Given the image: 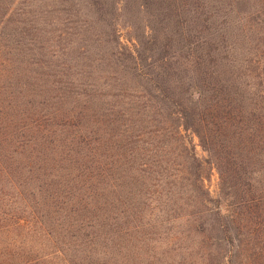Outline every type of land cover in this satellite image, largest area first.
Wrapping results in <instances>:
<instances>
[{
	"label": "trees",
	"instance_id": "trees-1",
	"mask_svg": "<svg viewBox=\"0 0 264 264\" xmlns=\"http://www.w3.org/2000/svg\"><path fill=\"white\" fill-rule=\"evenodd\" d=\"M157 1L161 11L166 9L164 0ZM121 2L87 0L97 16L94 22L110 31L101 35L102 42L117 51L110 80L102 81L100 86L82 81V69L77 71L69 66L52 75L45 71L41 74L44 79L62 75L69 80L71 92L64 91L51 99H56L59 109L62 108L60 115L58 108L55 112L51 110L53 101H50L52 105L43 104L45 113H32L30 126L36 128L40 141L37 137L31 139L33 141L29 139L19 143L18 148L23 149L12 152L20 156L21 152L29 151L33 163L37 142L40 149L49 150L53 155L42 159L37 173L31 166L26 176L8 172L11 163L0 155V179L6 180L14 191L0 197V208L12 206L16 199L22 205L17 216L0 213L4 216L0 218L10 220L9 225L5 224L9 228L21 226L28 233L42 236L49 245L58 237L64 242V237L68 236L80 250L95 256L114 248L119 250L122 244H130L138 233L152 231L150 233L156 234L159 240L164 237L166 243L180 236H190L196 232L195 224L203 214L202 208L211 201L203 185L204 164L191 148L189 151L181 133L191 131L207 153L205 161L215 164L218 172L224 197L221 196L215 211L224 240L228 243L230 238L233 242L230 220L245 207L243 218L254 226L248 231L245 245L239 243L236 247L239 250L247 247L251 258L260 257L264 253V238H260L264 228L253 227L264 223V219L254 221L264 218V190L254 181L258 174L262 175L263 168L252 169L251 165L258 162L255 150L264 141V114L247 116L229 96V86L213 61L219 49L215 42L202 38L201 52L191 51L184 35L170 30L174 18L169 17V13L156 15L149 8L150 0L138 3V7L149 14L141 36L134 38L132 48L123 46L118 37ZM23 5L27 7L28 2ZM170 6L168 9L173 11L176 5ZM23 9V16L0 15V52L3 50L5 60L14 55L11 50L17 45L27 43L31 51L38 48L32 46L33 36L38 34L35 22L43 13ZM50 22L45 25L50 26ZM71 23L77 33L82 29L88 31L93 25L77 17ZM11 24L13 32L7 31ZM84 36L81 35L79 42L86 53L89 47ZM155 54L159 56L154 58ZM192 55L195 59L190 61ZM1 58L2 54L0 62ZM38 63L49 66L42 61ZM259 67H250V72L256 73L254 79L263 87ZM70 72L75 75L70 76ZM30 77H21L26 80L23 86H27ZM129 79L134 80L130 86ZM54 84L56 81L51 82L52 86ZM55 88L64 90L63 86ZM67 96L75 101L64 107ZM81 104L82 109H78ZM58 117L67 119L70 129L56 137L47 125L52 128V122ZM246 119L252 122L249 127L243 123ZM107 127L111 130L109 133ZM116 136L120 137L121 144L115 145L112 141ZM4 143L7 140L0 138V151ZM177 143L183 149L178 157L174 152ZM180 158L184 162L179 163ZM241 192L243 196L239 199ZM51 249L54 250L41 255L30 251L20 264H54L53 260L59 259L62 251L54 245ZM230 261L228 259L227 263Z\"/></svg>",
	"mask_w": 264,
	"mask_h": 264
},
{
	"label": "rangeland",
	"instance_id": "rangeland-1",
	"mask_svg": "<svg viewBox=\"0 0 264 264\" xmlns=\"http://www.w3.org/2000/svg\"><path fill=\"white\" fill-rule=\"evenodd\" d=\"M120 1L122 2L121 14L118 18L121 23L118 26L119 41L123 46L132 48L133 43H135L134 38L141 36L145 21L149 20V14L138 7L139 0H136L137 4L135 0ZM164 1L166 3L163 2V7L167 10L161 11L157 0H150L152 4L149 8L156 15L158 13L159 17H161V13H169L168 16L174 18L170 30L182 33L185 40L190 42L191 51L201 52L200 41L202 38L214 41L215 46L219 49L217 56L213 57V61H215L221 77L229 86V96L235 99L238 103V109L246 113L247 116L250 114L257 116L262 114L263 116L264 84L261 87L255 81L254 75L256 73H251L250 67L260 66L258 72L264 78L262 71L264 67V0ZM24 2H28L27 7H24ZM168 6L171 8L175 6V8L172 11L168 9ZM23 8L28 11L36 10V12L43 13L42 16H39L41 19L35 22L38 34L33 36L35 41L33 40L34 43H32V46L35 45L40 49L33 48L31 51L30 48L32 47L27 43L17 45L11 50V54L14 55H11L9 60H5L6 56L3 54V50L0 52L2 54L0 62V138L7 140V143H4L5 147L0 151V155L8 158L9 163H11L7 171L17 176L28 175L29 166L34 169V173H37L40 170L37 168L42 166V159L53 155L49 150L43 151L38 146L40 134L36 132V128L30 126L34 117L32 113H36V111L39 114L45 113L43 112L45 111L43 104L52 105L50 101H53L55 108L52 106L51 110L55 112L58 108L60 115L62 108L59 109L60 105L56 103V99H51L60 93H64V91L71 92L69 80L62 75L58 74L59 76L55 78L50 76V78L44 79L45 76H41V74L45 71L52 75V73L65 71L64 69H68L69 66L77 71L82 69V81L86 80L88 83L100 86L102 81L110 80L111 71L117 62L114 57V53L117 52L116 48L102 42L101 35L110 31L100 26L99 22H94L97 16L90 9L87 0H0V15L5 14V17L21 15ZM207 12L211 13L210 17H208ZM76 17L93 23L92 26L88 27V31L84 29L79 31L81 35H85L88 43L87 47L89 48L86 53L80 47L81 35L77 33L78 30L71 23ZM48 21H52L50 26L45 25ZM9 28L7 31L13 32L14 28ZM110 52L113 55H110ZM17 54L19 55L18 58L15 56ZM155 55L154 58L159 56L158 54ZM194 57L192 55L189 58L190 61H193ZM39 61L49 66H43V64L38 63ZM27 75L31 77L26 83L27 86H23L26 80L21 79V77H27ZM72 75L75 74L70 72V76ZM35 78L39 79L35 81ZM53 81H56L57 84L53 86H63L64 90L60 89L59 91L58 88L53 87L51 85ZM133 83L134 80L129 79V86ZM61 97L63 98L64 95ZM74 101V98L70 99V96H67L64 99V107L72 105ZM78 102L83 101L79 100ZM8 104L11 105L6 108ZM81 106L82 104L78 109H82ZM249 120L243 121L246 127L252 124ZM66 123L68 124L67 119L62 120L58 117L52 122V128L47 125V129H51L49 131H53L54 136L59 137L60 133L70 129ZM92 128L98 129L97 126ZM106 131L109 133L111 130L107 127ZM181 133L184 140L188 142L189 151L191 148L196 158L204 164L202 170L203 185L211 198L209 204L202 208L203 214L199 218V223L195 224L196 232L187 237L180 236L167 243L164 237L159 240L156 234L150 233L152 231L146 234L138 233L129 241L130 244H122L119 250L116 251L114 248L105 251L103 255L95 256L85 250H80L81 247L72 242L73 239L68 236L64 237L66 245L58 236H56L58 239L49 245L42 236L39 237L32 232L28 233L21 226L9 228L6 225H9L10 220L0 218V264H20L25 258V254L30 251L33 254H36L35 251H37V255L45 254L54 250L51 249L52 245L57 246L62 251V255L57 257L59 259L53 260L54 264H264V253L260 257L251 258L247 247L243 246L242 250L236 247L239 243L245 245V240H248V231L254 226L253 222L243 218V214L246 212L245 207L238 210L240 211L239 215L242 213L240 218L237 214L234 219L230 220V233H232L233 242L230 241V238L227 239L228 243L224 240V235L218 227L219 218L215 211L218 202L221 201V196L224 197L215 164L205 161L207 153L201 147L196 135L191 131H182ZM36 137L38 142L33 149V152L36 153L33 163L29 158V151L21 152L22 155L20 156L12 153L15 149H23L18 148L19 143H25L29 139L33 141L31 139ZM112 139L115 145L121 144L119 136ZM252 141L256 142L257 140ZM263 144L264 141H262ZM174 147L175 156L178 157L183 149L178 143ZM261 147L255 150L258 153V162H253L251 168H263L262 175L258 174L254 183L260 190H264V145L262 149ZM112 152L115 154V148L112 149ZM179 160V163L184 162L182 158ZM21 166L25 168L21 169ZM13 192L7 181L0 179V197L10 195ZM238 195H236L237 199ZM241 196H243L242 192L239 199ZM262 206L264 207V205ZM21 208L20 201L16 199L12 206L1 207L0 209L7 211L0 210V213L17 216V213L21 212ZM197 209L200 210L201 206ZM0 217L4 216L0 214ZM263 219V217L260 220L257 218L254 221L263 222ZM258 226L253 228L260 230L261 227L264 228V223ZM261 231L264 232V230ZM260 238H264V233L261 234ZM240 240L242 242H239ZM262 246L264 248V239ZM223 258L224 262H222ZM228 259L231 260L230 263H227Z\"/></svg>",
	"mask_w": 264,
	"mask_h": 264
}]
</instances>
